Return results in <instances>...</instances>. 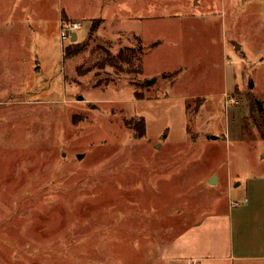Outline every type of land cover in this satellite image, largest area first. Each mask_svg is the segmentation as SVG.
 <instances>
[{
    "label": "rangeland",
    "instance_id": "rangeland-1",
    "mask_svg": "<svg viewBox=\"0 0 264 264\" xmlns=\"http://www.w3.org/2000/svg\"><path fill=\"white\" fill-rule=\"evenodd\" d=\"M231 232L264 255V0H0V264H232Z\"/></svg>",
    "mask_w": 264,
    "mask_h": 264
},
{
    "label": "crops",
    "instance_id": "crops-1",
    "mask_svg": "<svg viewBox=\"0 0 264 264\" xmlns=\"http://www.w3.org/2000/svg\"><path fill=\"white\" fill-rule=\"evenodd\" d=\"M229 210L228 212H225L227 213V216L226 217H229V220H230V217L233 215V210H232V207H233V203H229ZM221 215H224V214H221ZM224 217H219L217 218L218 220H222ZM229 227L231 229V223H229ZM231 248L227 250V254L224 257V259H228L232 262V264H264V255H257V256H247L246 254H241V255H238V256H233V250H235V243L233 241V237H232V232H231ZM234 249H233V248ZM236 251V250H235ZM230 253V254H229ZM179 259H183L182 257L178 258ZM191 258H188V259H185L186 261H189ZM185 260H182V261H185ZM196 264H200V263H196Z\"/></svg>",
    "mask_w": 264,
    "mask_h": 264
},
{
    "label": "built area",
    "instance_id": "built-area-1",
    "mask_svg": "<svg viewBox=\"0 0 264 264\" xmlns=\"http://www.w3.org/2000/svg\"><path fill=\"white\" fill-rule=\"evenodd\" d=\"M81 28V23L79 22H74V23H66L62 29H61V40L62 44L65 39H70L71 40V34L73 32H78V30ZM64 48V45H63Z\"/></svg>",
    "mask_w": 264,
    "mask_h": 264
},
{
    "label": "water",
    "instance_id": "water-1",
    "mask_svg": "<svg viewBox=\"0 0 264 264\" xmlns=\"http://www.w3.org/2000/svg\"><path fill=\"white\" fill-rule=\"evenodd\" d=\"M77 39H78V34H77V32H73V33L71 34V41L74 42V41H76ZM237 46L240 48L239 45H237ZM149 84H150V82H149ZM252 86H253V85H252ZM261 109L263 110L262 106H261ZM213 138H216V137L213 136ZM80 157H82V155H81ZM216 182H217V177L215 176V178H214L213 180H211L210 183H211V184H214V183H216Z\"/></svg>",
    "mask_w": 264,
    "mask_h": 264
},
{
    "label": "trees",
    "instance_id": "trees-1",
    "mask_svg": "<svg viewBox=\"0 0 264 264\" xmlns=\"http://www.w3.org/2000/svg\"><path fill=\"white\" fill-rule=\"evenodd\" d=\"M98 26H99L98 24H95V23H94V24L92 25V29H91L92 32H96L97 29H98ZM121 54L123 55L122 52L119 53V55H121ZM120 59H123V56H122V58L120 57Z\"/></svg>",
    "mask_w": 264,
    "mask_h": 264
}]
</instances>
